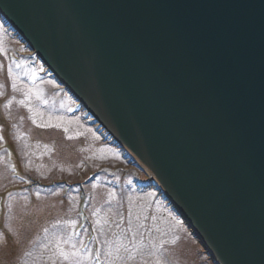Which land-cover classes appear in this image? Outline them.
Wrapping results in <instances>:
<instances>
[{"label":"water","instance_id":"95a60500","mask_svg":"<svg viewBox=\"0 0 264 264\" xmlns=\"http://www.w3.org/2000/svg\"><path fill=\"white\" fill-rule=\"evenodd\" d=\"M0 8L152 171L208 255L264 264V0H0Z\"/></svg>","mask_w":264,"mask_h":264},{"label":"rangeland","instance_id":"374dc122","mask_svg":"<svg viewBox=\"0 0 264 264\" xmlns=\"http://www.w3.org/2000/svg\"><path fill=\"white\" fill-rule=\"evenodd\" d=\"M26 52L0 18V264H211L150 177L122 170L125 152Z\"/></svg>","mask_w":264,"mask_h":264},{"label":"bare ground","instance_id":"6f19581e","mask_svg":"<svg viewBox=\"0 0 264 264\" xmlns=\"http://www.w3.org/2000/svg\"><path fill=\"white\" fill-rule=\"evenodd\" d=\"M25 54H31V52H26ZM92 119V118H91ZM96 124H98V123H96ZM132 161V160H131ZM133 165H135L134 163H133ZM136 166V165H135ZM128 168H133V167H128ZM140 168V167H139ZM140 169H142L149 177H150V187H153L154 189H156V190H160L161 192H163L164 193V190H163V188H162V186L159 184V182L157 181V179L154 177V175L150 172V171H147V170H145V169H143V168H140ZM164 195V194H163Z\"/></svg>","mask_w":264,"mask_h":264}]
</instances>
